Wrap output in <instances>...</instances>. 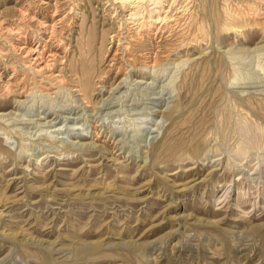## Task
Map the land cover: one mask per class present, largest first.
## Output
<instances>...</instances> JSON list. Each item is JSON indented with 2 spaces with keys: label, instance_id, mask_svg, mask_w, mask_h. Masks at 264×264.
Returning <instances> with one entry per match:
<instances>
[{
  "label": "rangeland",
  "instance_id": "rangeland-1",
  "mask_svg": "<svg viewBox=\"0 0 264 264\" xmlns=\"http://www.w3.org/2000/svg\"><path fill=\"white\" fill-rule=\"evenodd\" d=\"M162 3L0 0V264H264V0Z\"/></svg>",
  "mask_w": 264,
  "mask_h": 264
},
{
  "label": "bare ground",
  "instance_id": "bare-ground-1",
  "mask_svg": "<svg viewBox=\"0 0 264 264\" xmlns=\"http://www.w3.org/2000/svg\"><path fill=\"white\" fill-rule=\"evenodd\" d=\"M120 3L124 6H132V4H135V2L137 3H140L141 0H119ZM150 1H153V5H154V8L152 10V13H154L155 16H158L157 19L159 18V15H160V12H164V4L162 3V1L164 0H150ZM167 1V0H166ZM172 4V3H171ZM138 5V4H137ZM129 8V7H128ZM127 8V12L129 13L128 16L130 18H132L133 16L136 15L137 13V9H138V6H132L131 9H128ZM29 9V8H28ZM125 9V7H124ZM26 12V11H25ZM25 12H20L19 15L20 17H27L29 21H33L36 23V26L38 27V35L43 38V41H44V36L47 35L48 33H52L54 28H55V24L53 22L51 23H45V22H41V21H36L34 20V18H32V16L28 15V14H25ZM56 14V12H54L52 14L51 17H54ZM156 20V19H155ZM53 21V20H52ZM155 22V21H153ZM34 23V24H35ZM156 23V22H155ZM152 25V24H151ZM131 27V26H130ZM155 27V26H154ZM153 27V28H154ZM5 30V29H4ZM153 30V29H152ZM11 31V30H10ZM50 35V34H49ZM41 40V39H40ZM41 42V41H40ZM47 42V41H44V43ZM43 43V44H44ZM40 44V43H39ZM38 44V45H39ZM47 44V43H46ZM46 47V45H44V48ZM39 47H34L33 45H30L28 47H24L23 48H20L21 51L23 50V52L26 54V56L28 58H30V60L33 62V64L35 65V70L37 71V73H44V72H48V71H51V69L55 66L54 65V62H55V55H48L46 56L45 54L47 52H45V49H38ZM155 55V54H154ZM153 61V60H152ZM63 63V61H62ZM55 79H56V82H59L60 79H59V76H54ZM78 84V82H77ZM76 87L77 89V92H79V95L80 96H87V92L81 88L82 86H80L79 84L74 86ZM86 88V87H85ZM88 89V88H87Z\"/></svg>",
  "mask_w": 264,
  "mask_h": 264
}]
</instances>
